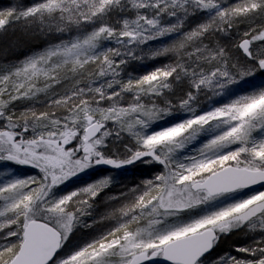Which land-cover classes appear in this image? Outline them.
Wrapping results in <instances>:
<instances>
[{"label": "snow or ice", "instance_id": "6c2138e0", "mask_svg": "<svg viewBox=\"0 0 264 264\" xmlns=\"http://www.w3.org/2000/svg\"><path fill=\"white\" fill-rule=\"evenodd\" d=\"M17 29L44 45L0 59V264H264V0H32Z\"/></svg>", "mask_w": 264, "mask_h": 264}, {"label": "rangeland", "instance_id": "374dc122", "mask_svg": "<svg viewBox=\"0 0 264 264\" xmlns=\"http://www.w3.org/2000/svg\"><path fill=\"white\" fill-rule=\"evenodd\" d=\"M3 1H7V3H4ZM32 0H0V9L7 8L9 6H15L16 4H30ZM193 23L197 22L196 18H192ZM32 42L37 41L44 44V41L40 39L39 37H31L28 36L26 33L22 32L21 30L17 29L16 31H10L6 36L0 37V59H3L5 56L8 60H12L14 58L19 57V53L16 51V53H12L6 49V47H1L3 43H6L9 45H18L19 42ZM159 60H150L145 61L143 64L139 62H133L129 65L130 70H134L135 74H141L147 70H150L151 66L158 64ZM133 168L137 167H144V166H138L133 165ZM103 209V205H101L98 208V211ZM82 238H85L83 234H81ZM243 242V238L237 235H233L231 239L227 240L226 242L222 243L220 246V249L217 251L223 250V249H231L233 245L240 244Z\"/></svg>", "mask_w": 264, "mask_h": 264}, {"label": "trees", "instance_id": "16d2710c", "mask_svg": "<svg viewBox=\"0 0 264 264\" xmlns=\"http://www.w3.org/2000/svg\"><path fill=\"white\" fill-rule=\"evenodd\" d=\"M4 3H7V1H3ZM24 41V40H23ZM43 43H40L39 42H35V41H32V42H27V41H24V42H19L18 45H7L6 43H3L1 45V47H6V49L10 52H12L13 54L16 53V51L19 53V56H21L24 52H27L29 51L30 49H38V48H41L43 47Z\"/></svg>", "mask_w": 264, "mask_h": 264}]
</instances>
